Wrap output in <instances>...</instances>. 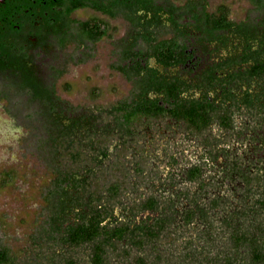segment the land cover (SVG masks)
I'll return each mask as SVG.
<instances>
[{
  "label": "trees",
  "instance_id": "1",
  "mask_svg": "<svg viewBox=\"0 0 264 264\" xmlns=\"http://www.w3.org/2000/svg\"><path fill=\"white\" fill-rule=\"evenodd\" d=\"M257 1L264 8V1ZM222 8V15L215 13L207 20L215 30L236 24L227 17L226 8ZM263 17H259V22L256 19L244 23L246 29L238 37L234 36L232 42L235 55L239 49L237 43L241 44L240 47L244 46L242 60L234 58V65L224 79L222 76L225 73L220 71L217 74L216 69L210 72L207 75V89L201 92L200 97L197 96V101L182 102L178 96L180 89L172 85L164 98H149L145 91L131 101H120L113 110L119 117L115 121V128L130 135L133 133V124L143 117L169 116L185 122L193 131L204 133L214 121L222 129L230 130L237 125L234 117L238 112L248 116L257 113L258 125L243 126L249 133L248 144H242V150H234L230 146L219 147L216 152L206 149L203 162H197L183 172L184 180L197 182L196 191H175V195L170 197L172 203L165 206L162 204V194L153 193L135 200L133 204L129 201L120 206L119 214H115L117 208L110 206L108 200L102 202L104 196L89 189L91 175L94 173L91 167L84 163L83 169L63 170L58 166V156L55 155L53 167L56 175L47 198L50 211L47 224L50 227L45 229L42 240H57L65 248L91 244L89 264H107L110 248H116L119 242L127 240L128 243L144 246L147 241L156 240L167 227L182 218L186 223L197 221V232L201 236L207 234L210 237L208 245L212 250L221 245L227 248L226 251L220 250L221 254H214L213 251L211 254L207 247H197V263L200 257L201 264H264ZM163 86L158 85V88ZM52 113L47 111L45 114L49 116ZM56 113L60 116L47 119L50 124L48 140L51 143L57 142L63 135L72 137L71 143H74L75 136L87 134L90 139L88 145L97 152L94 161L100 164L108 157L107 146L104 144L97 150L96 140L91 135H100L106 140L114 130L111 123L89 113ZM52 125L56 127L53 129ZM221 153L223 159L219 158ZM72 155L79 159L80 152ZM121 189V183H111L107 187L109 198L120 195ZM163 190L166 192L165 187L157 192ZM183 197L188 200V204H183ZM174 201H181V206H176ZM118 203L122 205L120 201ZM141 212L149 213V217L137 220ZM217 214H221L223 219L227 233L223 237L228 235V242H221L223 237L213 234ZM56 256L59 255L51 257L50 264H80L70 256H63L61 261L55 262ZM0 264H17L8 248L0 247ZM134 264L159 262H148L146 258L139 257Z\"/></svg>",
  "mask_w": 264,
  "mask_h": 264
},
{
  "label": "rangeland",
  "instance_id": "2",
  "mask_svg": "<svg viewBox=\"0 0 264 264\" xmlns=\"http://www.w3.org/2000/svg\"><path fill=\"white\" fill-rule=\"evenodd\" d=\"M219 2L229 5L231 15L236 19L247 15L249 21L258 19L259 22V17L264 16V8L257 0H212L210 6L214 8ZM111 48L109 39L102 40L97 50L91 52L94 57L83 62H70L66 72L56 80L57 93L65 103L78 112L100 117L114 128L106 140L100 135H91L96 140L97 150L105 144L109 151L108 157L100 164L93 159L97 152L88 145L87 134L75 136L74 143H71L72 137L65 135L54 143L48 140L50 124L47 119L60 114L52 113L49 117L45 114L47 111L39 110L37 102L34 104L22 96L0 100V126L6 125L7 122L2 120L8 117L10 122L25 130L16 146L9 147L8 158L0 161V247L8 248L17 264H50L54 254L59 255L55 262L61 261L63 256H70L80 264H89L91 244L65 248L57 240L41 239L45 229L50 227L47 224L50 214L47 198L56 175L53 156H58V166L63 170L76 171L84 163L91 167L94 173L89 189L104 196L102 202L108 200L110 206L117 208L115 214H119L120 206L129 201L133 204L153 193L162 194L165 206L172 203L170 197L175 191H196L197 182L184 180V170L203 162L206 149L216 152V144L234 150L241 148L244 137L237 138L235 130L226 131L216 122L200 133L165 116L161 119L143 117L133 124L131 135L117 130L115 121L119 117L113 112L114 107L124 99L131 101L135 87L110 67ZM239 113L234 117L239 124L258 125L257 113L254 116ZM79 152V159L74 158L72 154ZM114 182L121 183L122 189L120 195L110 199L107 187ZM161 187H165L166 192H157ZM181 201L188 204L185 197ZM181 201H174V204L181 206ZM220 215L214 216L213 234L222 238L227 233ZM147 217L149 213L141 212L137 220ZM197 233V221L186 223L180 218L156 240L147 241L144 246L127 240L119 242L116 248H110L107 264H134L139 257L148 262L158 260L159 264H201L200 257L197 263V247H207L211 254L227 250L223 245L212 250L208 245L210 237ZM227 238L228 235L221 242H228Z\"/></svg>",
  "mask_w": 264,
  "mask_h": 264
},
{
  "label": "flooded vegetation",
  "instance_id": "3",
  "mask_svg": "<svg viewBox=\"0 0 264 264\" xmlns=\"http://www.w3.org/2000/svg\"><path fill=\"white\" fill-rule=\"evenodd\" d=\"M211 2L0 0V100L22 96L37 102L41 111L82 113L61 99L56 80L70 62L91 59L98 43L109 39L110 67L134 85L132 100L145 91L149 98H164L174 85L182 102L197 101L209 84L207 75L216 69L224 79L234 58L241 61L245 53L237 43L235 55L232 42L246 29L249 16L236 19L229 5L219 2L212 8ZM222 7L236 24L215 30L207 20L222 15ZM230 130L248 144L243 124Z\"/></svg>",
  "mask_w": 264,
  "mask_h": 264
},
{
  "label": "clouds",
  "instance_id": "4",
  "mask_svg": "<svg viewBox=\"0 0 264 264\" xmlns=\"http://www.w3.org/2000/svg\"><path fill=\"white\" fill-rule=\"evenodd\" d=\"M2 121L7 122L6 125L0 126V161L6 160L9 156V147L14 148L21 139L25 130L16 125L15 122H10V118L5 117ZM15 130V134L13 133Z\"/></svg>",
  "mask_w": 264,
  "mask_h": 264
}]
</instances>
